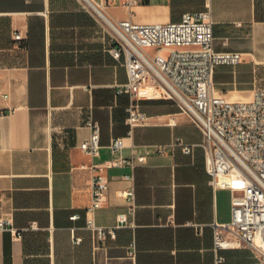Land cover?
I'll list each match as a JSON object with an SVG mask.
<instances>
[{
	"label": "crops",
	"instance_id": "0c3cea01",
	"mask_svg": "<svg viewBox=\"0 0 264 264\" xmlns=\"http://www.w3.org/2000/svg\"><path fill=\"white\" fill-rule=\"evenodd\" d=\"M104 5L112 20L141 23L207 8L204 0ZM210 9L214 49L242 54L215 68V88L231 101L250 100L264 88V0H211ZM115 45L80 0H0V220L9 228L0 229V264H264V253L249 248L215 252L214 226L231 221L232 193L211 184L204 132L162 88L120 93L128 74ZM131 104L145 115L132 133ZM90 117L101 127L98 157L80 148ZM115 137L124 156L156 145L165 152L106 171L107 200L92 217L115 236L99 239L87 223L91 165L112 158Z\"/></svg>",
	"mask_w": 264,
	"mask_h": 264
},
{
	"label": "built area",
	"instance_id": "2783aa9c",
	"mask_svg": "<svg viewBox=\"0 0 264 264\" xmlns=\"http://www.w3.org/2000/svg\"><path fill=\"white\" fill-rule=\"evenodd\" d=\"M110 30L116 45L112 48L116 59L122 60L128 81L120 85V93L135 96L140 90L156 86L166 90L181 109L202 129L205 141L207 170L215 189L232 193V219L214 226V250L249 248L264 253V88L255 90L247 101H231L219 93L213 77L218 65H236L240 52H219L214 49L211 0H204L206 9L186 12L179 21L141 23L131 18L112 20L104 13L109 0H80ZM133 8L141 0H115ZM18 41L21 32L14 34ZM126 122L133 128L145 122V115L136 104L128 107ZM90 135L80 148L91 157H98L101 149V127L90 117L86 121ZM178 143L185 153L192 147ZM123 138H112L108 145L112 158L91 165V202L87 223L96 230L99 239L115 236V229L97 227L92 214L107 200L109 178L106 171L115 166H130L144 162L153 152L163 154L165 146L147 147L143 153L133 150L122 155ZM132 175H126L131 178ZM122 195L134 196L133 190ZM124 213L119 221H126ZM0 229H9L0 220ZM13 230V228H10ZM21 236V232H16ZM222 255L217 262H223Z\"/></svg>",
	"mask_w": 264,
	"mask_h": 264
},
{
	"label": "bare ground",
	"instance_id": "6f19581e",
	"mask_svg": "<svg viewBox=\"0 0 264 264\" xmlns=\"http://www.w3.org/2000/svg\"><path fill=\"white\" fill-rule=\"evenodd\" d=\"M259 245L263 248L264 250V242H259Z\"/></svg>",
	"mask_w": 264,
	"mask_h": 264
}]
</instances>
